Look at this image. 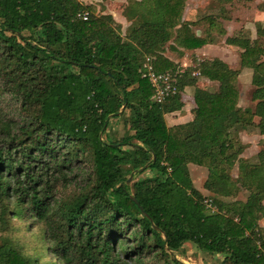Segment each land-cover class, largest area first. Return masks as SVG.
I'll list each match as a JSON object with an SVG mask.
<instances>
[{
    "label": "trees",
    "instance_id": "16d2710c",
    "mask_svg": "<svg viewBox=\"0 0 264 264\" xmlns=\"http://www.w3.org/2000/svg\"><path fill=\"white\" fill-rule=\"evenodd\" d=\"M233 1L251 0H211L216 10L193 22L181 21L185 0L128 1L121 36L109 16L77 0H0L1 91L19 104L15 119L0 109V222L13 204L15 215L43 228L64 264H142L149 256L181 264L170 257L185 243L219 264H264V149L249 161L236 142L238 128L264 136V22L254 38L239 30L224 40L250 70L252 107H237L239 70L217 59L180 72L160 104L139 72L146 57L155 73L177 71L160 55L164 45L210 44ZM196 24L198 37L189 28ZM194 72L216 89L194 87L192 120L166 127L163 115L181 108ZM125 112L116 139L108 126ZM189 165L206 172L215 211ZM0 264L27 262L4 244Z\"/></svg>",
    "mask_w": 264,
    "mask_h": 264
},
{
    "label": "crops",
    "instance_id": "0c3cea01",
    "mask_svg": "<svg viewBox=\"0 0 264 264\" xmlns=\"http://www.w3.org/2000/svg\"><path fill=\"white\" fill-rule=\"evenodd\" d=\"M83 6H90L93 8L94 15L96 16H109L115 24V30L118 34L123 36L125 30L129 26L130 22L124 17V8L128 1L139 2L140 0H77ZM213 1V0H212ZM210 0H185L183 11L181 14V21H197L202 16L213 13L216 10V5L209 8L208 4ZM225 9H228L225 6ZM230 10V9H229ZM244 13L234 16L229 12L230 20H219L223 35L218 36L213 34V40L210 44H205L194 50L185 51L181 48L174 46L171 42H167L163 47V52L160 54L163 58L172 62L177 66L176 70L182 73L186 68H194L200 62L206 60L217 59L224 63L229 69L239 70L237 76V90L238 101L237 107L245 108L248 105H242V94L251 90L250 86V70L247 68L238 67V54L240 50L236 47L226 45L224 40L233 36L237 31L247 32L250 38L254 34L252 28L257 24L264 22V13L259 10L252 14V20L244 18ZM228 17V16H227ZM263 20V21H262ZM195 36L201 35L202 27L198 24L189 27ZM148 58V57H146ZM150 59V58H149ZM151 61V59H150ZM143 64V63H142ZM179 64V65H178ZM191 76L196 77V82L193 87L186 86L182 92H180L181 108L178 111L167 113L163 115V121L166 127H172L188 123L192 120L193 99L192 92L194 87L198 89H211L215 88L216 83L199 76L196 72ZM236 135L240 141L244 142L247 138H250L249 133H246L243 129L238 128ZM254 140H262L264 142V136L253 135ZM253 140V139H252ZM246 142H244L245 144ZM249 143V142H248ZM246 145V144H245ZM243 158V157H241ZM191 166V165H189ZM188 166V172H189ZM196 167V166H194ZM199 168V167H196ZM202 169V168H200ZM203 170V169H202ZM235 170L234 166L231 169ZM190 176V172H189ZM191 177V176H190ZM234 178V177H233Z\"/></svg>",
    "mask_w": 264,
    "mask_h": 264
},
{
    "label": "rangeland",
    "instance_id": "374dc122",
    "mask_svg": "<svg viewBox=\"0 0 264 264\" xmlns=\"http://www.w3.org/2000/svg\"><path fill=\"white\" fill-rule=\"evenodd\" d=\"M264 0H251L248 3L243 2H236L233 1L231 3L230 13L234 16L238 15L239 13H244V18L247 17L248 20H252V14L258 11L261 2ZM208 2V4H211ZM228 7V6H227ZM263 21V20H262ZM254 34L252 37H255L256 32L258 31V26L252 28ZM146 59V58H145ZM145 61V60H144ZM144 63V62H143ZM179 65V64H178ZM199 75V74H198ZM1 77H0V109L4 111V113L9 118H16L15 113H19V104L11 98L10 95L1 91ZM211 89H216L211 88ZM251 90L242 94V105H248L247 107H252L253 103L251 102ZM16 110V112H15ZM127 120V113L125 112L124 118L121 120H112L110 125L108 126L110 129H114L115 131V138H119L125 132V124L124 122ZM109 128L107 131H109ZM253 135L256 134H249L250 138H247L244 142L240 141L237 137V143L241 145L240 152L238 157H243L244 159H248L249 161H253L255 155L262 149H264V142L260 140H254ZM253 139V140H252ZM249 142V143H248ZM235 170L232 171V175L235 178L237 175L236 167L234 166ZM129 167L127 168V171ZM190 172V179L195 189L201 192L205 196V203L206 206L209 208V211H215V208L210 204V199L212 196L208 195L206 191L203 189V182L205 179L206 172L200 168H196L194 166H189ZM231 175V172H230ZM132 174L128 176L130 180L128 181L129 184L137 178V176L133 177ZM56 194H60L61 196L65 195L66 192L57 191ZM244 194L239 193L237 195V199L240 201H244ZM262 209L264 212V201H262ZM7 213L5 214V220H1L0 222V245L7 244L10 247L14 248L22 257L27 264H64L63 261L56 258L51 254L49 248V242L45 238L43 228L36 224L34 221L28 219L25 216V213L22 212L20 215H15L17 213V209L15 206L9 205ZM142 264H162L159 259H154L149 257L142 258ZM171 260H175L180 262L181 264H219L218 258H210L209 256L197 252L189 243H185L180 252L173 254L170 257ZM126 264H135L134 262H126Z\"/></svg>",
    "mask_w": 264,
    "mask_h": 264
},
{
    "label": "built area",
    "instance_id": "2783aa9c",
    "mask_svg": "<svg viewBox=\"0 0 264 264\" xmlns=\"http://www.w3.org/2000/svg\"><path fill=\"white\" fill-rule=\"evenodd\" d=\"M81 19H86V13L81 14ZM140 77L145 79L152 89L151 100L157 104L162 103L166 98L175 93L176 79L180 71L173 73H155L152 71L150 59L146 58L141 65Z\"/></svg>",
    "mask_w": 264,
    "mask_h": 264
},
{
    "label": "water",
    "instance_id": "95a60500",
    "mask_svg": "<svg viewBox=\"0 0 264 264\" xmlns=\"http://www.w3.org/2000/svg\"><path fill=\"white\" fill-rule=\"evenodd\" d=\"M152 159H153V156H152ZM130 180V178H128L127 179V182ZM132 201H134L135 202V200L132 198ZM135 204L137 205V203L135 202ZM140 212H141V214L143 215V216H145V214L141 211V209H140Z\"/></svg>",
    "mask_w": 264,
    "mask_h": 264
}]
</instances>
